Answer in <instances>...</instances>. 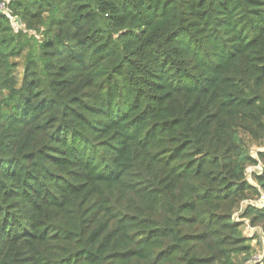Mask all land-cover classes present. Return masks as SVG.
Returning <instances> with one entry per match:
<instances>
[{"label":"trees","instance_id":"16d2710c","mask_svg":"<svg viewBox=\"0 0 264 264\" xmlns=\"http://www.w3.org/2000/svg\"><path fill=\"white\" fill-rule=\"evenodd\" d=\"M0 2V264H246L264 0Z\"/></svg>","mask_w":264,"mask_h":264},{"label":"rangeland","instance_id":"374dc122","mask_svg":"<svg viewBox=\"0 0 264 264\" xmlns=\"http://www.w3.org/2000/svg\"><path fill=\"white\" fill-rule=\"evenodd\" d=\"M256 148H253V155L256 157ZM252 181V180H251ZM254 183V182H252ZM255 184V183H254ZM258 200H252L249 201L248 203L250 204H254L257 203ZM248 203L243 204L244 206H246ZM242 215V212H238L235 214L234 218L236 221H244L245 225L243 227V231L246 235V237H248L249 239H251V241L249 242V244L251 245L252 249H253V253L251 254L250 259L247 261L246 264H256L259 259H261V257L264 255V235H263V231L262 228L256 227L253 228L249 225V221L244 220L242 218H240Z\"/></svg>","mask_w":264,"mask_h":264},{"label":"built area","instance_id":"2783aa9c","mask_svg":"<svg viewBox=\"0 0 264 264\" xmlns=\"http://www.w3.org/2000/svg\"><path fill=\"white\" fill-rule=\"evenodd\" d=\"M5 10H6V5H5V3L0 2V13H5ZM15 19H16V18H11V21L13 22L14 25H16V24L14 23ZM259 261H260V259H259ZM259 261H258V262H259Z\"/></svg>","mask_w":264,"mask_h":264},{"label":"water","instance_id":"95a60500","mask_svg":"<svg viewBox=\"0 0 264 264\" xmlns=\"http://www.w3.org/2000/svg\"><path fill=\"white\" fill-rule=\"evenodd\" d=\"M14 23L18 26V27H22V22L19 18H16Z\"/></svg>","mask_w":264,"mask_h":264}]
</instances>
